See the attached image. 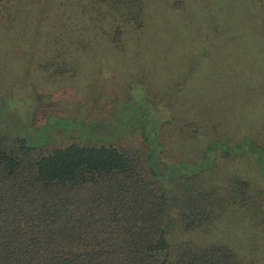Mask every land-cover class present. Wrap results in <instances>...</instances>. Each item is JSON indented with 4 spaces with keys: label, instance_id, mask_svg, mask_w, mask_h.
Masks as SVG:
<instances>
[{
    "label": "rangeland",
    "instance_id": "374dc122",
    "mask_svg": "<svg viewBox=\"0 0 264 264\" xmlns=\"http://www.w3.org/2000/svg\"><path fill=\"white\" fill-rule=\"evenodd\" d=\"M143 17V28L121 24L117 48L109 7L15 0L0 15V134L42 152L72 143L134 150L148 174L174 185L199 174L231 192L227 180H247L259 207L232 205L206 241L263 264L264 0H146ZM107 197L92 185L66 206L90 212ZM14 210L15 224H32Z\"/></svg>",
    "mask_w": 264,
    "mask_h": 264
},
{
    "label": "trees",
    "instance_id": "16d2710c",
    "mask_svg": "<svg viewBox=\"0 0 264 264\" xmlns=\"http://www.w3.org/2000/svg\"><path fill=\"white\" fill-rule=\"evenodd\" d=\"M14 1L0 0V15ZM90 2L119 20L117 48L121 24L145 25L146 0ZM152 176L134 150L72 143L42 152L26 137L0 134V236L12 230L0 243V264H261L242 248L245 258L229 244L206 241L208 225L232 205L259 207L249 181L232 177L233 190L224 192L199 174L176 185L166 174ZM97 184L108 196L98 210L67 208L77 191ZM14 209L28 211L32 224H15ZM13 236L19 242L11 244Z\"/></svg>",
    "mask_w": 264,
    "mask_h": 264
}]
</instances>
